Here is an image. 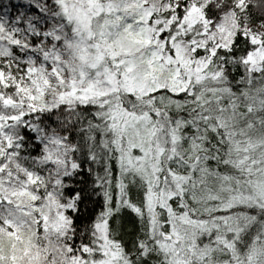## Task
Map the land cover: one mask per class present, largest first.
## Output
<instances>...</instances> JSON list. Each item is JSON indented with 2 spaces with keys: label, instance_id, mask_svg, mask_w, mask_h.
I'll use <instances>...</instances> for the list:
<instances>
[{
  "label": "snow or ice",
  "instance_id": "obj_1",
  "mask_svg": "<svg viewBox=\"0 0 264 264\" xmlns=\"http://www.w3.org/2000/svg\"><path fill=\"white\" fill-rule=\"evenodd\" d=\"M0 264H264V0H0Z\"/></svg>",
  "mask_w": 264,
  "mask_h": 264
}]
</instances>
